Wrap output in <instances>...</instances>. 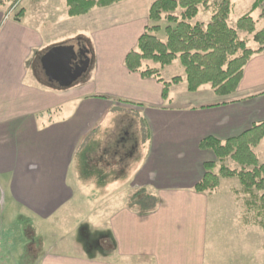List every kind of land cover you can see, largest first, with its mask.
I'll return each instance as SVG.
<instances>
[{
    "label": "crops",
    "instance_id": "crops-1",
    "mask_svg": "<svg viewBox=\"0 0 264 264\" xmlns=\"http://www.w3.org/2000/svg\"><path fill=\"white\" fill-rule=\"evenodd\" d=\"M56 1L30 0L16 14V3L0 11V264H234L229 255L248 264L244 246L221 250L228 254L223 262L211 257L208 246L209 215L223 205L217 199L221 194L225 205L241 217L245 213L241 184H232L236 178L222 179L217 190L204 194L194 188L204 177L205 164L217 161L212 151L200 148L201 141L212 137L225 142L264 121V54L250 60L233 95L219 97L213 89L207 94L205 85L193 93L197 98L177 100L172 86L165 102L158 79L144 78L125 65L148 17L126 19L96 29L92 58L89 44L81 45L89 67L91 60L94 65L93 76L60 88L48 81L41 58L50 48L69 44L81 29L91 41L97 10L110 8L71 18L67 0L58 6ZM182 80L186 82L185 75ZM128 109L141 112L148 133L147 153L126 178V186L131 183L128 200H115L125 179L110 183L103 194H85L80 157L103 139L105 117ZM126 134L116 138L117 146ZM262 145L264 139L258 147ZM109 169L122 170L118 164ZM140 191L150 197L146 213L130 206ZM82 195L86 210L79 209ZM18 218L23 219L20 225ZM85 223L91 239L95 231L98 242L106 241L101 254L80 252V245L70 240ZM241 226L247 231L256 227ZM5 237L8 245L2 247Z\"/></svg>",
    "mask_w": 264,
    "mask_h": 264
},
{
    "label": "trees",
    "instance_id": "trees-1",
    "mask_svg": "<svg viewBox=\"0 0 264 264\" xmlns=\"http://www.w3.org/2000/svg\"><path fill=\"white\" fill-rule=\"evenodd\" d=\"M7 1L0 0V11ZM125 1L128 0H67L68 15L71 18L82 17L94 9L112 7ZM201 7L212 14L208 23L195 21ZM258 8H263L264 16V0H257L251 12L241 17L234 29L229 25L230 0H156L149 9V25L138 40L137 47L127 55L125 65L129 71L140 73L144 78L158 79L163 85L165 102L169 101L171 85L179 84L182 78L178 76L171 82H165L161 78V69L176 60H180L184 68L190 93L211 85L219 97L233 95L250 60L255 55L264 54V29L257 32L251 16ZM179 10L182 13L178 16L176 12ZM19 16L15 15L14 19L18 20ZM162 20L168 23L164 28L166 41L157 37L162 30L159 25ZM239 31L253 35L258 49H250L240 39ZM146 62L158 67H145ZM263 139L264 121L225 142L212 137L201 141L200 148L212 151L217 161L205 164L204 177L194 191L211 193L219 188L222 179H238L242 187L239 198L245 207L242 223L264 230V164L260 163L254 151ZM228 159L242 169L227 167L225 162ZM149 199L144 191L137 192L131 197L130 206H138L142 213H146Z\"/></svg>",
    "mask_w": 264,
    "mask_h": 264
},
{
    "label": "rangeland",
    "instance_id": "rangeland-1",
    "mask_svg": "<svg viewBox=\"0 0 264 264\" xmlns=\"http://www.w3.org/2000/svg\"><path fill=\"white\" fill-rule=\"evenodd\" d=\"M30 0H8L3 7L5 10H8L10 6L14 5L12 11H15V14L21 10L24 4ZM40 1V0H39ZM156 0H128L119 4H116L112 7H108L110 9L107 10H97L98 13L95 15V19L91 22V41L89 40V33L85 32L81 29V32L78 36H74L70 43H75L78 48L82 47V44H89L91 48V58L94 55V44H93V33L96 29H99L103 26H106L110 23L122 22L124 20H131L135 18H147L149 9L151 5ZM214 2V0H210ZM232 4V11L229 20V25L236 29L237 21L248 14L252 10L253 4L257 0H230ZM63 2V0H62ZM11 3V4H10ZM29 3V2H28ZM60 5V0H57L55 6ZM58 11H61L65 8H56ZM94 10V12H97ZM182 13L181 10L176 12V15H180ZM12 14V13H11ZM98 14V15H97ZM263 8H258L256 11L252 13V18L256 23V31H261L264 29V16ZM212 14L210 12H206L201 7V12L195 19V21H200L204 23H208L211 19ZM59 17V16H57ZM103 17V18H102ZM152 25V24H151ZM162 30L157 34V37L162 41H166V35L164 33V28L168 25L166 20H162L159 24ZM239 37L241 40L247 43V46L250 49L256 50L258 49V44L253 40V35H249L246 32L239 31ZM66 43V42H63ZM57 45H60L59 43ZM56 47V46H55ZM54 48V47H52ZM50 48V49H52ZM155 68L158 67L156 64L151 62H146L145 67ZM94 65L91 60V67H89L88 71L74 84H82L85 80H88L89 77L93 76ZM184 68L181 65L180 60L174 61L171 65L164 67L161 69V78L165 82H171L173 78L180 76L184 78ZM182 78V79H183ZM186 78V75H185ZM183 81V80H181ZM186 82L180 84H172L174 96L177 95V100L183 98H197V94H193L185 88ZM203 92L211 93V85H207L202 89ZM203 94V93H202ZM195 100V99H193ZM196 101V100H195ZM141 112L134 111L132 109L128 110H113L105 117L104 124V132L103 139L99 141L93 142V146H91V151L88 156H81L79 159V181L81 183H88L85 185V194L91 195V191L95 190V195L103 194V189L107 188L108 185L114 181H122L120 188L122 191L117 192L115 200L121 199L122 202L125 199L128 200L127 196L130 193L131 183H126V178L131 176V168L132 165H135L140 159L142 160L145 157L148 145H144L146 143L147 137V128L144 119L142 118ZM127 133L125 137L126 140L122 142V144H115L116 138L119 135H123ZM114 137V139H113ZM124 137V136H123ZM105 140L106 144L101 143ZM111 143V144H110ZM254 151L259 155L260 163L264 164V145L262 147L255 148ZM140 160V162H141ZM121 161V162H119ZM77 163V161H75ZM116 164L120 165V169L122 170H111L109 168H113ZM225 165L231 169L240 170L242 167L232 163L230 159L225 162ZM75 163L73 165L72 171L75 170ZM93 166V167H92ZM108 167V170L106 168ZM92 168V169H91ZM94 168V169H93ZM126 169V170H125ZM218 170V169H217ZM76 171V170H75ZM232 184H239L238 179L232 181ZM126 187V188H125ZM129 187V188H128ZM90 190V191H87ZM225 191V189H224ZM223 191V192H224ZM108 191L106 190L105 193ZM109 194V193H107ZM224 194H221L217 199L221 201L223 205L219 206L215 213L209 215V236H208V246L211 252V257L216 258V261L223 262L224 258L228 255L225 254L224 248L232 249L234 246H238L239 248H245L247 254L249 255L250 262L248 264H264V230L258 226L253 229H249L248 231L243 230L241 226V216L238 214L236 209H233L232 206H227L224 203L227 202V199L223 197ZM114 200V201H115ZM87 204L86 199L82 195L79 200V209H87L83 208L82 205ZM88 205V204H87ZM80 215L82 214L79 211ZM79 215V218H80ZM83 216V214L81 215ZM78 219V217H77ZM19 225L22 223L23 219H17ZM1 221V216H0ZM76 221V216H75ZM74 221V222H75ZM54 224H56V219H54ZM77 223V222H76ZM82 224V222L80 221ZM1 224V222H0ZM73 226V225H72ZM91 226V225H90ZM87 223L83 225L80 229L79 233L70 238V240L75 241L80 245L78 250L80 252L89 253V252H98L101 254L106 247L104 244L106 241L97 240L96 235L98 236V232L92 231L94 235L91 239V227L90 231L87 229ZM86 232V233H85ZM89 232V234H87ZM246 232H249V236L246 235ZM85 233V234H84ZM89 235V237L87 236ZM2 236V235H1ZM3 237V236H2ZM8 237H5L2 242V247L8 245ZM12 240V239H10ZM64 242H68V238L62 239ZM63 247H65L63 243ZM215 250V251H214ZM9 251V249H8ZM77 252V250H76ZM12 257L11 253H7L6 257ZM229 262L238 264L236 257L233 255H229ZM243 262V260H240ZM239 262V263H240Z\"/></svg>",
    "mask_w": 264,
    "mask_h": 264
},
{
    "label": "water",
    "instance_id": "water-1",
    "mask_svg": "<svg viewBox=\"0 0 264 264\" xmlns=\"http://www.w3.org/2000/svg\"><path fill=\"white\" fill-rule=\"evenodd\" d=\"M85 58L80 61V56ZM41 65L50 83L60 88L72 87L89 69L90 59L84 50H77L74 43L57 46L42 58Z\"/></svg>",
    "mask_w": 264,
    "mask_h": 264
},
{
    "label": "flooded vegetation",
    "instance_id": "flooded-vegetation-1",
    "mask_svg": "<svg viewBox=\"0 0 264 264\" xmlns=\"http://www.w3.org/2000/svg\"><path fill=\"white\" fill-rule=\"evenodd\" d=\"M82 50L81 48L79 49V51ZM85 51V50H84ZM86 52V51H85ZM85 58V56H80V61H82Z\"/></svg>",
    "mask_w": 264,
    "mask_h": 264
},
{
    "label": "built area",
    "instance_id": "built-area-1",
    "mask_svg": "<svg viewBox=\"0 0 264 264\" xmlns=\"http://www.w3.org/2000/svg\"><path fill=\"white\" fill-rule=\"evenodd\" d=\"M9 16H10V14L7 17H9Z\"/></svg>",
    "mask_w": 264,
    "mask_h": 264
}]
</instances>
